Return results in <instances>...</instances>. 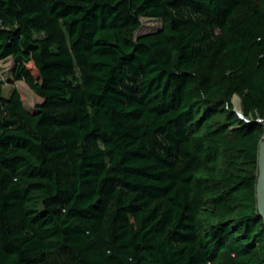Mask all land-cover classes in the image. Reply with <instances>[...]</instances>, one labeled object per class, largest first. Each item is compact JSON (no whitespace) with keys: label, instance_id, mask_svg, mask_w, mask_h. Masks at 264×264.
Listing matches in <instances>:
<instances>
[{"label":"trees","instance_id":"1","mask_svg":"<svg viewBox=\"0 0 264 264\" xmlns=\"http://www.w3.org/2000/svg\"><path fill=\"white\" fill-rule=\"evenodd\" d=\"M5 59L0 264H264V0H0Z\"/></svg>","mask_w":264,"mask_h":264},{"label":"rangeland","instance_id":"2","mask_svg":"<svg viewBox=\"0 0 264 264\" xmlns=\"http://www.w3.org/2000/svg\"><path fill=\"white\" fill-rule=\"evenodd\" d=\"M142 28L138 32V35L150 33L153 30L158 29L159 22L157 20H146L142 19ZM12 71H13V63L11 59H5L0 62V80L3 81V96L8 97L9 93L12 90H15L18 94L23 97L24 107L28 112H31L33 108L39 103L41 100L34 96L27 86L22 82L19 81L18 83H14L12 79ZM231 105L234 108V111L237 113H241L240 107V98L236 95L231 99Z\"/></svg>","mask_w":264,"mask_h":264},{"label":"water","instance_id":"3","mask_svg":"<svg viewBox=\"0 0 264 264\" xmlns=\"http://www.w3.org/2000/svg\"><path fill=\"white\" fill-rule=\"evenodd\" d=\"M237 112V111H236ZM242 118L241 113H238ZM257 150V177L255 183V206L264 225V136Z\"/></svg>","mask_w":264,"mask_h":264},{"label":"built area","instance_id":"4","mask_svg":"<svg viewBox=\"0 0 264 264\" xmlns=\"http://www.w3.org/2000/svg\"><path fill=\"white\" fill-rule=\"evenodd\" d=\"M259 122V121H258Z\"/></svg>","mask_w":264,"mask_h":264}]
</instances>
